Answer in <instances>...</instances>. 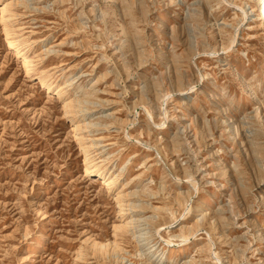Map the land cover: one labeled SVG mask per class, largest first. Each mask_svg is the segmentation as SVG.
Segmentation results:
<instances>
[{"label":"rangeland","instance_id":"1","mask_svg":"<svg viewBox=\"0 0 264 264\" xmlns=\"http://www.w3.org/2000/svg\"><path fill=\"white\" fill-rule=\"evenodd\" d=\"M2 5L0 264H264L254 2ZM67 102L86 111L81 138ZM97 173L115 176L110 190Z\"/></svg>","mask_w":264,"mask_h":264},{"label":"bare ground","instance_id":"2","mask_svg":"<svg viewBox=\"0 0 264 264\" xmlns=\"http://www.w3.org/2000/svg\"><path fill=\"white\" fill-rule=\"evenodd\" d=\"M252 2H254L255 6L258 8V12H260L261 15V19L264 22V0H251ZM10 5V4H9ZM248 9L249 7H242L240 8V12L242 13V15L246 18L247 17V13H248ZM1 12L6 10V6H1L0 7ZM2 18V15H1ZM1 21V20H0ZM7 52L8 53H12L15 56H17L20 61H21V65L22 67H24V69H29V65L31 64L30 61L27 59L28 57H26L23 53L22 48L19 46L18 43L16 42H8V46H7ZM65 108L69 109V113H70V121H71V126L72 129L74 130V133H76L78 136H80L79 138L83 137L82 135L85 133H89L90 132V127L91 124L89 122L85 121V115H86V111L84 108H80L79 110L75 109L74 106L67 102L64 104ZM84 153L85 156L86 154H89L88 148H84ZM93 165L91 164H87L84 167V174L85 175H89L90 173H93ZM99 168V167H98ZM97 172V167H95V173ZM95 178L97 180H99L102 184V186L106 187V189H111L112 184L115 180V176H111V175H105L102 173H97L95 174ZM124 188V187H123ZM123 188L120 189V191H118L115 194V200L118 203V206L120 208V211L122 214L124 213L125 210V206H127V204L125 203V193L122 192ZM129 210V209H128ZM132 219V218H131ZM128 220L126 222H124V227L125 228H129L132 226V220Z\"/></svg>","mask_w":264,"mask_h":264}]
</instances>
